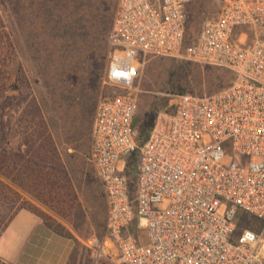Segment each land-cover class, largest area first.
Returning <instances> with one entry per match:
<instances>
[{"label":"built area","instance_id":"built-area-1","mask_svg":"<svg viewBox=\"0 0 264 264\" xmlns=\"http://www.w3.org/2000/svg\"><path fill=\"white\" fill-rule=\"evenodd\" d=\"M195 0H119L108 39L90 160L108 202L103 234L85 242L96 263L262 264L261 235L238 229L245 211L264 221V37L246 41V27L264 24V0H216L184 49ZM188 56L224 66L236 81L210 94H177L138 144L133 124L138 80L152 56ZM139 151L136 193L126 157ZM144 219L142 233L131 226Z\"/></svg>","mask_w":264,"mask_h":264},{"label":"rangeland","instance_id":"rangeland-1","mask_svg":"<svg viewBox=\"0 0 264 264\" xmlns=\"http://www.w3.org/2000/svg\"><path fill=\"white\" fill-rule=\"evenodd\" d=\"M78 1L0 0V64L5 62L6 70L11 73L16 72L19 64L23 66L21 74L32 83L33 92L42 105L70 172L77 200L66 205L62 215L27 193H23L24 196L78 238V242L74 241L76 264H120L118 260L109 259L96 263L84 242L106 230L108 202L90 160V148L98 104L101 98L119 89L103 84L108 47L107 51L102 47L92 52L79 51L69 42L71 29L80 21L74 12ZM80 2L86 3L88 9L91 7V0ZM218 9L216 0H195L189 6L188 40L196 36L202 19ZM116 10L117 7L113 22ZM245 29L248 42L256 36L264 37V24L257 29ZM183 65L188 69L180 68ZM236 78L232 69L196 61L187 52L182 56H152L146 61L137 83L139 95L135 116L149 115L153 110L155 115L151 118L155 120L160 111L172 108L177 94H210L232 85ZM185 89L187 91H183ZM12 114L16 122L19 112ZM134 152L139 154L138 150ZM11 211L0 205V218L10 215ZM145 224L144 219L136 218L131 229L136 234L142 233ZM246 227L261 235L257 259L264 261V221L242 211L238 229Z\"/></svg>","mask_w":264,"mask_h":264},{"label":"trees","instance_id":"trees-1","mask_svg":"<svg viewBox=\"0 0 264 264\" xmlns=\"http://www.w3.org/2000/svg\"><path fill=\"white\" fill-rule=\"evenodd\" d=\"M80 1L74 10L80 21L71 29L70 44L79 51L92 52L100 47L107 51L118 0H91L89 9L86 3L82 4ZM189 28L188 21L184 49L195 39L188 40ZM5 67L6 63L1 62L0 205L7 206L12 211L10 215L0 218V236L17 212L27 208L39 215L52 230L78 242V238L63 224L23 194L27 193L62 215L65 213L63 208L77 200L70 172L61 157L42 105L33 92L32 83L21 74L23 66L19 64L16 72L12 73ZM180 68L188 69L184 65ZM13 112H19L16 122H13ZM153 115L155 113L152 110L149 115L135 116L133 127L139 145L150 135L155 121L151 118ZM125 161V172L134 197L139 154L133 152ZM76 253L77 248L74 247L67 264H76Z\"/></svg>","mask_w":264,"mask_h":264},{"label":"crops","instance_id":"crops-1","mask_svg":"<svg viewBox=\"0 0 264 264\" xmlns=\"http://www.w3.org/2000/svg\"><path fill=\"white\" fill-rule=\"evenodd\" d=\"M75 242L48 227L30 209L22 208L0 236L2 264H67Z\"/></svg>","mask_w":264,"mask_h":264},{"label":"water","instance_id":"water-1","mask_svg":"<svg viewBox=\"0 0 264 264\" xmlns=\"http://www.w3.org/2000/svg\"><path fill=\"white\" fill-rule=\"evenodd\" d=\"M0 262H1V259H0Z\"/></svg>","mask_w":264,"mask_h":264}]
</instances>
